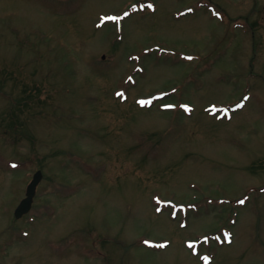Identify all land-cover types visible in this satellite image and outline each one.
Instances as JSON below:
<instances>
[{
	"label": "rangeland",
	"instance_id": "obj_1",
	"mask_svg": "<svg viewBox=\"0 0 264 264\" xmlns=\"http://www.w3.org/2000/svg\"><path fill=\"white\" fill-rule=\"evenodd\" d=\"M263 6L0 0V264H264Z\"/></svg>",
	"mask_w": 264,
	"mask_h": 264
},
{
	"label": "water",
	"instance_id": "obj_2",
	"mask_svg": "<svg viewBox=\"0 0 264 264\" xmlns=\"http://www.w3.org/2000/svg\"><path fill=\"white\" fill-rule=\"evenodd\" d=\"M263 14H264V6H263ZM42 173L40 170H37L30 182L26 186L25 196L20 200L17 206L14 209V216L16 218L21 217L23 214L27 213L32 205L33 197L36 192V187L41 180Z\"/></svg>",
	"mask_w": 264,
	"mask_h": 264
},
{
	"label": "snow or ice",
	"instance_id": "obj_3",
	"mask_svg": "<svg viewBox=\"0 0 264 264\" xmlns=\"http://www.w3.org/2000/svg\"><path fill=\"white\" fill-rule=\"evenodd\" d=\"M125 15H127V13L125 14ZM106 19H118L117 17H107ZM245 99H247V97L245 98ZM240 105H238V107H239ZM241 203H243V201H241Z\"/></svg>",
	"mask_w": 264,
	"mask_h": 264
}]
</instances>
